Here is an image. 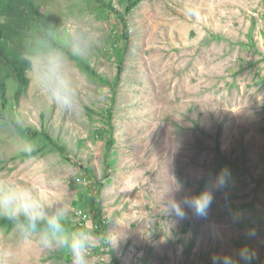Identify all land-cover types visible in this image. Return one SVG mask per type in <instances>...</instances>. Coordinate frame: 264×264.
I'll return each instance as SVG.
<instances>
[{
	"label": "rangeland",
	"instance_id": "374dc122",
	"mask_svg": "<svg viewBox=\"0 0 264 264\" xmlns=\"http://www.w3.org/2000/svg\"><path fill=\"white\" fill-rule=\"evenodd\" d=\"M46 5L65 49L29 52L27 92L0 120V180L59 199L70 223L85 213L84 225L97 237L89 264H212L214 254L234 253L238 244L264 264V186L256 183L264 180V0H140L126 14L128 48L114 103L66 49L112 80L117 19L89 0H46L41 9ZM49 50L66 56L76 113L55 105L40 85L34 58ZM110 106L113 143L106 151L96 131L106 128L101 113ZM14 123L44 128L91 177L51 145L25 156ZM223 169L227 182L217 188ZM177 183L183 192L174 191ZM206 187L214 197L206 217L188 208L182 220L165 214L169 199L182 202ZM96 211L106 225L103 239L94 231ZM0 261L71 264L66 252L15 228L0 230Z\"/></svg>",
	"mask_w": 264,
	"mask_h": 264
},
{
	"label": "clouds",
	"instance_id": "9594fccd",
	"mask_svg": "<svg viewBox=\"0 0 264 264\" xmlns=\"http://www.w3.org/2000/svg\"><path fill=\"white\" fill-rule=\"evenodd\" d=\"M73 50L75 54L82 51L78 39ZM34 66L40 85L50 100L65 112H78L80 106L65 54L56 50L40 52L34 58ZM20 151L31 154L36 151V145L25 139ZM228 175L226 169L218 173L215 186L223 188ZM174 191L183 192V185L177 183ZM213 199L212 191L207 187L199 193H185L182 202L171 198L165 203V214L174 213L182 220L186 218L185 208H188L195 215L206 217ZM0 220L10 223L23 238L38 236L43 248H57L66 252L71 264H89L90 255L96 247L97 237L87 229L68 226L67 210L59 199L45 198L31 186L0 180ZM253 256L254 253L247 246H241L234 253L214 254L211 260L212 264H252ZM0 264H6V261H0Z\"/></svg>",
	"mask_w": 264,
	"mask_h": 264
},
{
	"label": "trees",
	"instance_id": "16d2710c",
	"mask_svg": "<svg viewBox=\"0 0 264 264\" xmlns=\"http://www.w3.org/2000/svg\"><path fill=\"white\" fill-rule=\"evenodd\" d=\"M46 0H0V120L9 117V112L13 104L19 102V99L26 94L29 87L28 70L31 68V59L29 52L35 46L48 45L50 47L65 49L60 41V24L56 17L51 13L50 8L41 9V2ZM93 2L94 7L101 15L111 13L119 23V30L113 36V52L117 71L112 80L98 74L91 66L76 55L66 49V55L78 62V65L95 81L100 83L108 90V96L112 103L115 102L116 89L119 84V74L122 71L124 55L128 48V27L126 14H128L140 0H118L114 5L113 0H89ZM119 5V7H118ZM117 40L118 45H115ZM116 41V42H115ZM12 88L10 89V87ZM12 99V102L11 100ZM106 128H100L96 131L97 136L104 139L106 151L113 143L112 126L110 125L111 106L102 111ZM16 132L27 139H40L42 146L31 154L24 153L25 156H33L40 149L51 145L54 150L58 151L65 161L76 165L82 169L86 177H91V170L83 167L79 160L66 156V146L58 140H53L44 128L25 127L14 123ZM257 185L264 186L263 179L256 180ZM99 185V183H98ZM198 190L196 193H199ZM95 195L99 196V187L94 190ZM96 203V201H95ZM98 205V204H96ZM97 207V206H96ZM96 223L94 231L104 237L106 225L100 217L99 211L95 214ZM70 228L83 227L84 220L76 223L68 222ZM14 227L6 220H0V230L9 231ZM89 231V230H88ZM106 244V239L103 240ZM239 247L244 246L238 244ZM98 250V249H96ZM252 264H256L254 259Z\"/></svg>",
	"mask_w": 264,
	"mask_h": 264
},
{
	"label": "built area",
	"instance_id": "2783aa9c",
	"mask_svg": "<svg viewBox=\"0 0 264 264\" xmlns=\"http://www.w3.org/2000/svg\"><path fill=\"white\" fill-rule=\"evenodd\" d=\"M78 215L84 220V218L87 217V215L81 211L78 212Z\"/></svg>",
	"mask_w": 264,
	"mask_h": 264
}]
</instances>
